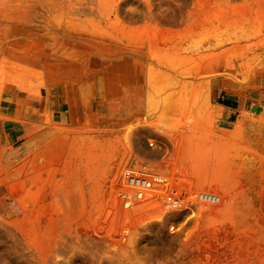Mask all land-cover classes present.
Instances as JSON below:
<instances>
[{
	"label": "rangeland",
	"instance_id": "1",
	"mask_svg": "<svg viewBox=\"0 0 264 264\" xmlns=\"http://www.w3.org/2000/svg\"><path fill=\"white\" fill-rule=\"evenodd\" d=\"M26 4L23 21L8 22V37L0 44V122L10 103L32 100L36 122L45 125L46 134L22 157L8 155L0 144V264H264V109L227 126L211 98L213 87L236 89L264 73V0ZM66 25L73 31L69 39H106L112 46L138 49L145 53V66L155 59L148 69L159 67L153 71L162 74L156 85L161 93L149 121L136 127L129 121L131 128L129 122L122 124L123 117L108 119L117 112L111 106L120 86L103 72L92 77L78 72L80 66L72 67L68 55H62L68 65L56 62L58 51L48 49L45 39H67L60 32ZM83 28L110 35L95 37V30L88 34L94 38L86 29L83 36ZM217 40L224 44V55ZM211 50L219 52L218 58L212 55L216 65L209 61ZM160 53L168 64L162 55L159 61ZM139 166L170 173L182 190L211 193L220 201L187 210L133 205L122 197L131 192L124 179Z\"/></svg>",
	"mask_w": 264,
	"mask_h": 264
},
{
	"label": "bare ground",
	"instance_id": "2",
	"mask_svg": "<svg viewBox=\"0 0 264 264\" xmlns=\"http://www.w3.org/2000/svg\"><path fill=\"white\" fill-rule=\"evenodd\" d=\"M222 4V3H221ZM222 8V7H221ZM68 19V18H67ZM61 22V21H60ZM63 22V21H62ZM75 23V22H74ZM56 24V23H55ZM61 24V23H60ZM62 24H64V23H62ZM61 24V25H62ZM65 24H67V23H65ZM77 24H78V22H77ZM93 24H94V22H93ZM68 25V24H67ZM67 25L65 26L66 27V30H61L60 32H62V38H67V39H61V38H59V39H45V43H46V45H47V47H48V49H50V50H52V48H54L56 51H58L57 53H56V56H58V57H56V62H58V64L60 63V65L62 66V65H64V64H67L66 63V61H65V58L63 57V56H65V55H68V57L69 58H72L71 60H72V67H73V65L76 63L77 65H79L80 66V70H79V68H78V72H80V71H82V72H84V73H89L90 75H91V77H92V75H97L98 73H100V72H103V74L105 75V77H106V79L108 78L111 82H114L117 86L119 85L120 87H117V86H115V88L117 87V89L116 90H118L119 91V93H120V96H117L118 98L116 99L115 98V102H113V105L111 106L112 108H113V110L115 109V110H117V112H116V114H114L113 116H112V118L111 117H109V116H106L108 119H114V118H116V116H118V117H123V121H122V124H125V123H127V122H129V121H134V122H136L137 124H135V123H133V124H135V125H133L132 127H136V125L137 126H141V125H143L142 123H144V122H146L147 120H148V118L150 117V114H151V110L154 108V106L156 107V105H155V103L157 102V100L159 99L158 98V94H159V92H160V90H159V87L160 86H156L157 85V82H158V79H160L159 77L162 75L161 74V72H159V74H160V76H159V74H156V70L155 71H153V69H156L157 68V70L159 69V67L157 66L156 67V65H154L156 68H152V70H150L149 71V69H148V67L149 66H151V65H153V60H155V59H153L152 60V64L150 63V65L149 66H145L144 65V61H145V56H144V54L145 53H143V52H141L140 50H138V49H128V48H120V47H116V46H112L111 44H108V43H106L105 41H106V39H104L105 41H102V42H100L98 39H81L82 37H80L79 39H69V38H71V36H72V33H73V31L71 32L68 28H67ZM80 25H82V24H80ZM58 26V25H57ZM63 26V25H62ZM74 26H76L75 24H74ZM83 26H84V24H83ZM83 26H81V27H83ZM87 26H88V24H87ZM86 26V27H87ZM93 26V25H92ZM59 28L61 27V26H58ZM57 27V28H58ZM78 27V26H77ZM80 28V27H79ZM79 28H77V29H79ZM73 29V28H72ZM77 29L75 28V30H76V32H77ZM81 29V28H80ZM86 29H87V31H86ZM220 29V28H219ZM75 30H74V32H75ZM84 32H83V31ZM81 30V33L83 34V36H84V33H86L87 32V35L90 33V32H92V31H95V30H97V31H99V32H97V31H95L94 33H95V37H96V34L97 33H101L100 31L101 30H98V29H94L93 30V28L90 30V32L88 33V28H85V30H84V28ZM221 30V29H220ZM86 31V32H85ZM103 31V30H102ZM218 31V30H217ZM80 32V31H79ZM104 32V31H103ZM44 33V32H43ZM105 33H107V32H105ZM38 34V33H37ZM102 34V33H101ZM42 35V34H41ZM44 35V34H43ZM86 35V36H87ZM100 34H98L97 35V38L98 37H105L106 35L105 34H102L101 36H99ZM104 35V36H103ZM110 34L108 33L107 34V37L109 36ZM222 35V34H221ZM58 36V35H57ZM56 36V37H57ZM88 36H90V35H88ZM91 36H93V34H91ZM90 36V37H91ZM93 36V37H94ZM92 37V38H93ZM94 37V38H95ZM101 37V40H103V38ZM107 37H105V38H107ZM109 38V37H108ZM112 37L110 36V40L111 41H113L112 39H111ZM115 38V37H114ZM117 38V37H116ZM100 39V38H99ZM110 41V42H111ZM115 41V40H114ZM116 41H119L118 39H116ZM115 41V42H116ZM121 41V40H120ZM119 41V42H120ZM131 41V40H130ZM211 41V40H210ZM234 41V40H233ZM114 42V43H115ZM119 42H116V43H119ZM219 42H221V41H215V46H217V44ZM226 43V41H223V43ZM238 42V41H237ZM44 43V42H43ZM200 44V43H199ZM198 44V45H199ZM210 44V43H209ZM213 43L211 42V44L210 45H212ZM227 44V43H226ZM122 45H123V43H122ZM127 45V44H126ZM130 45V44H129ZM197 45V46H198ZM219 46H220V48L224 45H222V42L221 43H219L218 44ZM237 45V44H236ZM131 46V45H130ZM207 46H208V48H209V45H207V44H205V47L204 48H206L207 50H208V48H207ZM215 46H212L213 47V49H214V47ZM152 47V46H151ZM150 47V48H151ZM177 47V46H176ZM196 47V46H195ZM227 47V46H226ZM231 47V46H230ZM234 46L232 45V47L231 48H233ZM190 48H191V46H190ZM212 49V50H213ZM224 49H225V47H224ZM223 49V47H222V49H220V51L219 52H221L219 55H224L225 54V52H226V50H224ZM228 49H230V48H228ZM62 50H64V51H66V52H64L63 54H62V52H61V54H60V51H62ZM150 50H153V49H150ZM185 50V49H184ZM212 50L210 51V53L212 52ZM181 51V50H180ZM186 51V50H185ZM205 51V50H204ZM216 51V50H215ZM146 52H148V50H146ZM152 52V51H151ZM174 52V51H173ZM177 52V51H176ZM182 52V51H181ZM209 52V51H208ZM208 52H205L204 54V56H205V59L207 58H209V56L211 57L213 54V56H217V53H219V52H213V54L211 53H209V54H207V55H209L208 57H206L207 55H206V53H208ZM54 53V54H55ZM150 53V52H149ZM156 53V52H155ZM157 53H159V52H157ZM156 53V54H157ZM216 53V54H215ZM230 53H232V52H230ZM237 53V52H236ZM60 54V55H59ZM148 54V53H147ZM154 53H151V55H153ZM156 54H155V56H156ZM179 54H180V52H179ZM178 54V55H179ZM182 54V53H181ZM63 55V56H62ZM148 55H150V54H148ZM159 55V54H158ZM161 53H160V59H159V61H161V59H162V57L164 58V60H162V63H163V61L165 62L166 61V59H165V57H167V56H165V55H162V57H161ZM167 55L169 56V54L167 53ZM177 55V56H178ZM203 55V54H202ZM233 55H235V54H233ZM51 56V55H50ZM172 58H173V56L172 55H170ZM176 56V57H177ZM181 56H183V55H181ZM181 56H179L180 57V59L182 58ZM189 56V55H188ZM191 56V55H190ZM201 56V55H200ZM212 56V57H213ZM215 56V57H216ZM232 56V55H231ZM237 56H238V54H237ZM147 57V56H146ZM152 57V56H151ZM171 57H170V59H171ZM175 57V56H174ZM192 57V56H191ZM202 57V56H201ZM227 57V56H226ZM234 58L236 57V56H233ZM232 57V58H233ZM239 57V56H238ZM36 59H37V57H35ZM184 58H186V57H184ZM200 58V57H199ZM217 58H218V56H217ZM216 58V59H217ZM45 59H46V57H45ZM175 59V58H174ZM179 59V58H178ZM190 59V58H189ZM192 59V58H191ZM203 59V58H202ZM206 59V60H207ZM210 59V60H209ZM208 60L209 61H211V65L216 61L215 59H214V57H213V59L212 58H209ZM236 59V58H235ZM238 59V58H237ZM76 60V61H75ZM46 61H47V59H46ZM158 61V60H157ZM172 61V60H171ZM171 61H169V62H171ZM177 60L175 59V62H176ZM187 60H185V62H186ZM205 61V60H204ZM225 61H228V60H225ZM236 61V60H235ZM34 62V61H33ZM37 62H39V61H37ZM36 62V63H37ZM50 62V61H49ZM49 62H48V64H49ZM68 62V61H67ZM148 62V61H147ZM156 62V61H155ZM173 62V61H172ZM174 62V63H175ZM182 62H184V61H182ZM230 62V61H229ZM228 62V63H229ZM27 63V62H26ZM51 63H52V61H51ZM69 63H71V62H69ZM149 63V62H148ZM156 63H158V62H156ZM161 63V62H160ZM161 63V64H162ZM167 62H165V64H166ZM177 63V62H176ZM181 63V62H180ZM186 63H188V62H186ZM190 63V62H189ZM205 63H208V62H205ZM218 63V62H217ZM40 64V63H39ZM47 64V63H46ZM155 64V63H154ZM165 64H163V65H165ZM168 64V63H167ZM171 64H173V63H171ZM40 65H42V64H40ZM68 65V64H67ZM170 65V64H169ZM176 65V64H175ZM185 65V64H184ZM183 65V66H184ZM192 65H194V64H192ZM215 65H216V62H215ZM227 65V64H226ZM232 65V64H231ZM37 66V65H36ZM66 66V65H65ZM78 66V67H79ZM154 66H152V67H154ZM172 66V65H171ZM173 66H174V64H173ZM178 66V65H177ZM182 66V64L181 65H179V67H181ZM26 68H28L27 66H25ZM64 67V66H63ZM145 67H146V69L149 71L148 72V76H146V73H147V70H145ZM166 67H168V66H166ZM190 67V66H189ZM188 67V68H189ZM208 67V66H207ZM227 67H229V66H227ZM233 67V66H232ZM64 68H67V67H64ZM194 68V67H193ZM193 68H191L192 70H190V69H188V70H190V71H192L193 72ZM209 68V67H208ZM46 69V68H45ZM173 69H175V67H173ZM176 69H177V67H176ZM182 69V68H181ZM180 69V71H179V73L182 71ZM186 69V68H185ZM27 70V69H26ZM48 70V69H47ZM50 70V69H49ZM48 70V71H49ZM62 70V69H61ZM60 70V71H61ZM74 70H75V68H74ZM162 70V69H161ZM187 70V71H188ZM199 70V69H198ZM59 71V70H58ZM65 71V70H64ZM66 71H67V69H66ZM65 71V72H66ZM184 71V70H183ZM196 71V70H195ZM219 71V72H218ZM27 72V71H26ZM51 72V71H50ZM63 72V71H62ZM77 72V73H78ZM169 72V71H168ZM198 72V71H197ZM208 72V71H207ZM217 72H218V74H221V72H220V69H218L217 70ZM56 73H58V72H56ZM71 73V72H70ZM163 73H164V71H163ZM178 73V72H177ZM178 73V74H179ZM183 73V72H182ZM187 73H189V72H187ZM224 73V72H223ZM24 74H26V73H24ZM38 74V73H37ZM36 74V75H37ZM42 74V73H41ZM53 74V73H52ZM59 74V76H61V75H64L63 73L62 74H60V73H58ZM80 74H82V73H80ZM164 74H166L167 75V77H168V73H167V71H166V73H164ZM163 74V75H164ZM199 74V73H198ZM217 74V75H218ZM225 74V73H224ZM224 74H221V75H223V76H225ZM38 75H40V74H38ZM46 75V74H45ZM44 75V76H45ZM74 75V74H73ZM156 75H158V78L156 77ZM165 75V76H166ZM169 75H170V73H169ZM184 75V74H183ZM187 75V74H186ZM188 75H191V74H188ZM193 75H195V73L193 74ZM192 75V76H193ZM216 75V74H215ZM231 75V74H230ZM46 76H48V75H46ZM45 76V77H46ZM50 76V75H49ZM53 76H55V74L53 75ZM52 76V77H53ZM69 76H70V74H69ZM80 76V75H79ZM82 76V75H81ZM81 76H80V78H81ZM85 76V75H84ZM88 76V75H87ZM173 77H174V75H172ZM171 75L168 77V78H170V77H172ZM182 76V75H181ZM199 76V75H198ZM205 75H202V76H200L201 78H203ZM209 75H207V76H205V77H208ZM227 76H229V75H227ZM25 77V76H24ZM44 77V78H45ZM74 77V76H73ZM72 77V78H73ZM162 77V76H161ZM166 77V78H167ZM187 77V76H186ZM49 78V77H48ZM51 78V77H50ZM59 78V77H58ZM57 78V79H58ZM72 78H68V80L69 79H72ZM79 78V79H80ZM176 78V77H175ZM178 78V77H177ZM200 78V79H201ZM27 79V78H26ZM56 78H55V80H57ZM66 79H67V77H66ZM65 79V80H66ZM82 79V78H81ZM88 79V78H87ZM106 79H105V82H106ZM157 79V80H156ZM163 79H164V76H163ZM48 80V79H47ZM50 80V79H49ZM54 80V81H55ZM63 80V79H62ZM68 80H67V82H68ZM76 81H77V79H75ZM84 80H86V79H84ZM166 80V79H165ZM170 80H172V78L170 79ZM175 79H173V82H175L174 81ZM179 80V79H178ZM40 81V80H39ZM64 81V80H63ZM62 81V82H63ZM76 81H75V83H76ZM166 81H169V80H166ZM177 81V80H176ZM183 82H184V79L182 80ZM181 81V82H182ZM190 80H186V82L185 83H187V82H189ZM197 81V80H196ZM202 81V80H201ZM200 81V82H201ZM205 81H207V82H209V80H206L205 79ZM205 81H203V84L204 83H207V82H205ZM52 82V81H51ZM65 82V81H64ZM74 82V81H73ZM111 82L109 83V84H111ZM181 82H180V84H181ZM182 82V83H183ZM190 82H192V81H190ZM189 82V84H191ZM47 83V82H46ZM46 83H45V85H46ZM49 83V82H48ZM52 83H54V82H52ZM57 83H59V82H57ZM66 83V82H65ZM68 83H70V82H68ZM74 83V84H75ZM78 83V82H77ZM76 83V84H77ZM79 83L81 84V80H79ZM87 83V82H86ZM89 83V82H88ZM114 83H113V85H114ZM160 83V82H159ZM161 83H163V82H161ZM160 83V84H161ZM166 83V82H165ZM198 83V82H197ZM55 84V83H54ZM176 84V83H175ZM178 84V83H177ZM176 84V85H177ZM192 84H195L194 82H192ZM203 84H202V87H203ZM209 84V83H208ZM49 85V84H48ZM51 85H53V84H51ZM90 85H91V83H90ZM107 85V84H106ZM170 85V84H169ZM176 85H174V86H176ZM182 86L184 85V84H181ZM180 85V86H181ZM186 85H188V84H186ZM196 85V84H195ZM200 85H201V83H200ZM199 85V86H200ZM207 85V84H206ZM66 86V85H65ZM75 86V85H74ZM83 85H81V87H82ZM162 86V85H161ZM198 86V85H197ZM114 87V86H113ZM184 87V86H183ZM182 87V88H183ZM186 87V86H185ZM188 87V86H187ZM194 87H196V86H194ZM204 87H205V85H204ZM208 87H209V85H208ZM25 88V87H24ZM73 88V87H72ZM104 88H106L105 87V85H104ZM178 88V87H177ZM189 88V87H188ZM200 88V87H199ZM21 89V88H20ZM187 89V88H186ZM185 89V90H186ZM190 89V88H189ZM201 89V88H200ZM200 89H199V91H200ZM204 89V88H203ZM207 89V88H206ZM105 90V89H104ZM113 90V89H112ZM158 90H159V92H158ZM175 90H176V88H175ZM174 90V91H175ZM180 90H181V88H180ZM185 90L183 91V92H185ZM197 90H198V88H197ZM68 91H70V90H68ZM114 91V90H113ZM118 91H117V93H118ZM165 91V90H164ZM171 91V90H170ZM177 91V90H176ZM193 91H195V90H193ZM71 92V91H70ZM91 92V91H90ZM115 93H116V91H114ZM189 92V91H188ZM203 92H205V90L203 91ZM66 93H67V91H66ZM76 93H77V91H76ZM102 93V92H101ZM161 93V92H160ZM182 93V92H181ZM194 93V92H193ZM201 93V92H200ZM206 93V92H205ZM48 94V93H47ZM105 94V93H104ZM174 94H176L175 92L173 93V95ZM183 94V93H182ZM74 95H75V92H74ZM80 95V94H79ZM118 95V94H117ZM163 95V94H162ZM170 95V94H169ZM179 95V94H178ZM185 95H187V94H185ZM69 96V95H68ZM70 96H73V94H70ZM92 96V95H91ZM77 96H75V98H76ZM80 97V96H79ZM103 97V96H102ZM110 98V97H112V96H109V95H107V98ZM163 97H165V96H163ZM170 97H171V95H170ZM176 97V96H175ZM183 97H184V94H183ZM70 98V97H69ZM107 98H105V99H107ZM178 98V97H177ZM199 98V97H198ZM197 98V99H198ZM71 99V98H70ZM113 99H114V97H113ZM113 99H111V100H113ZM163 99V98H162ZM187 99V98H186ZM74 100V99H73ZM83 100V99H82ZM87 100V99H86ZM107 100H109V99H107ZM167 100V99H166ZM173 100H174V98H173ZM177 100V99H176ZM185 100V99H184ZM67 101V100H66ZM110 101V100H109ZM171 101H172V99H171ZM170 101V102H171ZM183 101V100H182ZM196 101V100H195ZM46 102V101H45ZM69 102V101H68ZM67 102V103H68ZM79 102V101H78ZM83 102V101H82ZM81 102V103H82ZM161 102V101H160ZM166 102H168V101H166ZM173 102V101H172ZM171 102V103H172ZM74 103L76 104L77 102H75L74 101ZM74 103H72V104H74ZM159 103V102H158ZM171 103H170V105H171ZM174 103V102H173ZM196 103V102H195ZM199 103V102H198ZM70 104V103H69ZM85 103L83 102V104H82V106L84 105ZM166 104V103H165ZM188 104V103H187ZM71 105V104H70ZM106 105V104H105ZM159 105H160V103H159ZM162 105H164V104H162ZM167 105H169V103L167 104ZM182 105H184V104H182ZM190 105V104H189ZM74 106V105H73ZM72 106V107H73ZM79 106V105H78ZM78 106H75V107H77V108H75V109H78ZM187 106V105H186ZM71 106H70V108H72ZM84 107L85 106H83V109H84ZM161 107H163V106H161ZM164 107H168V106H165L164 105ZM171 107V106H170ZM169 107V108H170ZM181 107H183V106H181ZM181 107H178L179 109L181 108ZM188 107V106H187ZM186 107V108H187ZM200 107H202V106H200ZM69 108V107H68ZM69 108V109H70ZM112 108H110V109H112ZM165 108V109H166ZM168 108V109H169ZM175 108H176V106H175ZM183 108H185V107H183ZM80 109V108H79ZM174 109V108H173ZM109 110V109H108ZM156 110H157V108H156ZM162 110H163V108H162ZM171 110V109H170ZM178 110V109H177ZM155 111V110H154ZM153 111V112H154ZM164 111V110H163ZM163 111H161V112H163ZM168 111V110H167ZM186 111V110H185ZM188 111V110H187ZM72 112H74V113H76L75 112V110L74 111H72ZM79 112V111H78ZM89 112V111H88ZM171 112H173V111H171ZM207 112V111H206ZM52 113V112H51ZM90 113H91V111H90ZM89 113V114H90ZM92 113H94V112H92ZM114 113V112H113ZM166 113H168V112H166ZM166 113H164V114H166ZM170 113V112H169ZM168 113V114H169ZM72 113H71V109H70V115H71ZM77 114V113H76ZM158 114H160V113H158ZM162 114V113H161ZM163 114V115H164ZM170 114H172V113H170ZM169 114V115H170ZM184 114V113H183ZM192 114V113H191ZM74 116H75V114H73ZM72 115V116H73ZM86 116H87V114H85ZM167 115V114H166ZM77 116H78V114H77ZM82 116V115H81ZM83 116H84V114H83ZM105 116V115H104ZM165 116V115H164ZM171 116V115H170ZM169 116V117H170ZM174 115H172V117H173ZM176 116V115H175ZM182 116V115H181ZM186 116H187V114H186ZM70 117V116H69ZM80 117V116H79ZM92 117V116H91ZM91 117H88V118H90L91 119ZM117 117V118H118ZM158 117V116H157ZM160 117V116H159ZM73 118V117H72ZM78 119V117H76L75 116V119ZM163 118V117H162ZM167 119H168V117H166ZM173 118H175V117H173ZM76 119V120H77ZM85 119V118H84ZM93 119V118H92ZM90 120V121H93V120ZM189 119V118H188ZM74 120V119H73ZM98 120V119H97ZM170 120H171V118H170ZM149 121V120H148ZM70 122H71V120H70ZM88 122H89V119H88ZM87 122V123H88ZM119 122V121H118ZM184 122V121H183ZM74 123V122H73ZM100 123H102V122H100ZM108 123V122H107ZM110 123V122H109ZM112 123V122H111ZM120 123V122H119ZM119 123H117L116 125H118ZM130 123H132V122H129V124ZM177 123V122H176ZM180 123H182V122H180ZM106 124V123H105ZM113 124V123H112ZM147 124V123H146ZM178 124V123H177ZM186 124V123H185ZM128 125V124H127ZM148 125V124H147ZM162 125V124H161ZM184 125V124H183ZM149 126V125H148ZM168 126V125H167ZM169 126H171L170 124H169ZM175 126V125H174ZM179 126V125H178ZM188 126V125H187ZM117 127V126H116ZM128 128V126H125V128ZM130 127H131V124H130ZM131 127V128H132ZM146 127V126H145ZM152 127V126H151ZM185 127V126H184ZM121 128H123L122 126H121ZM134 129V128H133ZM132 129V130H133ZM117 130V129H116ZM132 130H129V131H132ZM135 130V129H134ZM128 131V130H127ZM144 131V130H143ZM146 131V130H145ZM148 132V131H147ZM128 133V132H127ZM135 133V132H134ZM147 134V133H146Z\"/></svg>",
	"mask_w": 264,
	"mask_h": 264
},
{
	"label": "crops",
	"instance_id": "3",
	"mask_svg": "<svg viewBox=\"0 0 264 264\" xmlns=\"http://www.w3.org/2000/svg\"><path fill=\"white\" fill-rule=\"evenodd\" d=\"M26 1L0 0V44L8 37L7 23L23 21L21 13L28 7ZM238 83H241L239 79ZM211 98L215 109L221 114L220 121L227 126L239 121L245 114L260 112L264 109V73L254 76L249 84L236 89L228 86L213 87ZM32 104V100H15L4 110V119L0 122V144L8 149V155L18 153L22 157L27 149L46 134L45 125L36 122Z\"/></svg>",
	"mask_w": 264,
	"mask_h": 264
},
{
	"label": "built area",
	"instance_id": "4",
	"mask_svg": "<svg viewBox=\"0 0 264 264\" xmlns=\"http://www.w3.org/2000/svg\"><path fill=\"white\" fill-rule=\"evenodd\" d=\"M124 182L131 192L129 197H122L133 205L150 204L187 210L195 206L215 205L220 201L218 196L211 193L182 190L172 174L147 166L128 170Z\"/></svg>",
	"mask_w": 264,
	"mask_h": 264
}]
</instances>
